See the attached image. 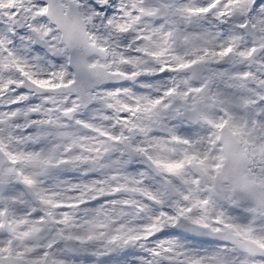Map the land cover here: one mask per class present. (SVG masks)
<instances>
[{
    "label": "snow or ice",
    "instance_id": "snow-or-ice-1",
    "mask_svg": "<svg viewBox=\"0 0 264 264\" xmlns=\"http://www.w3.org/2000/svg\"><path fill=\"white\" fill-rule=\"evenodd\" d=\"M0 264H264V0H0Z\"/></svg>",
    "mask_w": 264,
    "mask_h": 264
}]
</instances>
